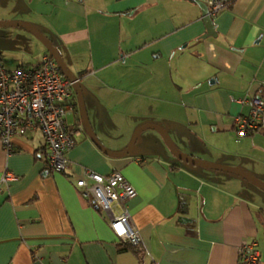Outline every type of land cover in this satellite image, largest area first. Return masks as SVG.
Listing matches in <instances>:
<instances>
[{
    "label": "crops",
    "instance_id": "crops-1",
    "mask_svg": "<svg viewBox=\"0 0 264 264\" xmlns=\"http://www.w3.org/2000/svg\"><path fill=\"white\" fill-rule=\"evenodd\" d=\"M0 20L50 40L77 75L108 151L155 125L182 154L264 183V113L251 134L232 127L250 111L237 100L264 99V0H237L213 15L216 37L206 39L191 0H0ZM67 123L80 130L62 173L47 168L39 131L15 137L10 153L0 143V178L16 177L0 184V264H238L239 246L251 241L264 264L263 190L177 159L152 129L139 151L109 158L77 114ZM84 170L119 172L136 191L127 209L137 254L119 249L106 215L80 195Z\"/></svg>",
    "mask_w": 264,
    "mask_h": 264
},
{
    "label": "built area",
    "instance_id": "built-area-1",
    "mask_svg": "<svg viewBox=\"0 0 264 264\" xmlns=\"http://www.w3.org/2000/svg\"><path fill=\"white\" fill-rule=\"evenodd\" d=\"M213 15L230 8L237 0H201ZM71 100V101H70ZM75 100V101H74ZM249 104L248 116H235L232 127L238 136L258 130L264 113V99L258 96L237 100ZM72 83L61 74L55 61L47 54L38 64L7 68L0 62V143L7 153L12 152V140L33 131L42 135L46 165L51 173L64 172L66 154L75 147L79 130L67 123V116L77 114ZM16 180L4 172L0 184ZM80 195L103 212L114 236L131 246L141 239L131 226L127 203L136 197V191L119 172L106 176L84 170L76 182ZM238 264H260L256 241L242 242L238 248Z\"/></svg>",
    "mask_w": 264,
    "mask_h": 264
},
{
    "label": "water",
    "instance_id": "water-1",
    "mask_svg": "<svg viewBox=\"0 0 264 264\" xmlns=\"http://www.w3.org/2000/svg\"><path fill=\"white\" fill-rule=\"evenodd\" d=\"M196 4V6L200 10V15H201V20L203 22V25L205 27V34L202 36L203 39H206L208 37H216V32H215V26L213 24L212 17L208 14L207 7L201 0H191ZM6 26H12V27H20L25 29L27 32L31 33L32 35L35 36V38L43 45L45 48L46 54L50 59H53L59 68L61 74L64 76L65 79H67L70 83H72L73 91L75 93V98L77 102V108H78V114L79 118L82 122L83 129L87 135V137L90 139V141L94 144V146L102 152L104 155H106L109 158H122L126 157L129 155L136 143L137 138L139 135L148 129H152L160 134L162 137L164 143L166 144L167 148L171 152L172 155H174L177 159L189 163L191 165L199 166L202 168L206 169H211L215 171H221V172H226V173H231L235 174L237 176H240L244 180H247L248 182L252 183L253 185L257 186L261 190L264 191V183L261 182L260 180L254 178L248 173L243 172L240 169L237 168H229V167H224V166H219V165H214L211 163L204 162L199 159H195L191 156L184 155L182 154L172 143L170 140L168 134L160 127L155 126V125H143L137 128L134 133L132 134V137L130 139L129 144L126 146L124 150L121 152H111L108 151L106 148H104L100 142L98 141L96 135L94 134V131L90 125L85 104H84V99H83V94L82 90L80 87V84L78 82V79L72 75L69 70L67 69L66 65L64 64L63 60L61 59L59 52L53 47L51 44L50 40H48L46 37H44L41 33H39L34 27H32L29 24L26 23H21V22H0V27H6ZM181 221H186L184 218H181Z\"/></svg>",
    "mask_w": 264,
    "mask_h": 264
},
{
    "label": "rangeland",
    "instance_id": "rangeland-1",
    "mask_svg": "<svg viewBox=\"0 0 264 264\" xmlns=\"http://www.w3.org/2000/svg\"><path fill=\"white\" fill-rule=\"evenodd\" d=\"M9 22H17V20H7ZM0 22H5L0 20ZM21 23H23L21 21ZM45 52L43 45L35 38L34 35L20 27H0V55L1 61L7 68H13L21 63L38 64L42 60V55ZM26 61V62H25ZM73 75V74H72ZM77 77V75H74ZM83 94V91H82ZM86 96L83 94V99ZM85 104V100H84ZM123 126V124H119ZM144 125V124H142ZM118 128V127H116ZM153 133L151 130H146L141 133L134 145L133 151H139L143 146L142 140L144 136ZM144 149V148H143Z\"/></svg>",
    "mask_w": 264,
    "mask_h": 264
},
{
    "label": "trees",
    "instance_id": "trees-1",
    "mask_svg": "<svg viewBox=\"0 0 264 264\" xmlns=\"http://www.w3.org/2000/svg\"><path fill=\"white\" fill-rule=\"evenodd\" d=\"M19 66H29V65H19ZM82 75L83 74H80V76H82ZM76 105H77V103H76ZM78 121H81L80 118H79V115H78ZM44 151H45V148H44ZM44 160L46 162V152H45V159ZM137 246H131L128 243L122 242V243H119V246L118 247L121 250H128V251H132V252H134V253L137 254V251H138V247Z\"/></svg>",
    "mask_w": 264,
    "mask_h": 264
}]
</instances>
